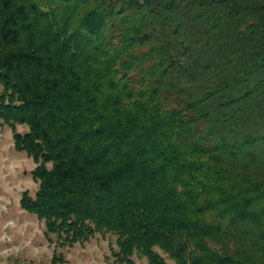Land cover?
I'll return each instance as SVG.
<instances>
[{
    "label": "trees",
    "instance_id": "16d2710c",
    "mask_svg": "<svg viewBox=\"0 0 264 264\" xmlns=\"http://www.w3.org/2000/svg\"><path fill=\"white\" fill-rule=\"evenodd\" d=\"M0 124L56 248L264 264V0H0Z\"/></svg>",
    "mask_w": 264,
    "mask_h": 264
},
{
    "label": "rangeland",
    "instance_id": "374dc122",
    "mask_svg": "<svg viewBox=\"0 0 264 264\" xmlns=\"http://www.w3.org/2000/svg\"><path fill=\"white\" fill-rule=\"evenodd\" d=\"M17 131L27 128L17 126ZM34 167L31 158L14 150L10 128L0 124V264H52L53 253L63 256L54 264H115V236L108 233L70 248H56L54 237L51 242L44 237L43 222L19 205L23 191L33 196L38 187L30 174ZM134 264L146 262L134 257Z\"/></svg>",
    "mask_w": 264,
    "mask_h": 264
}]
</instances>
